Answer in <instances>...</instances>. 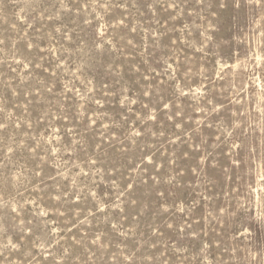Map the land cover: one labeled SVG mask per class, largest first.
Listing matches in <instances>:
<instances>
[{"label": "rangeland", "instance_id": "1", "mask_svg": "<svg viewBox=\"0 0 264 264\" xmlns=\"http://www.w3.org/2000/svg\"><path fill=\"white\" fill-rule=\"evenodd\" d=\"M0 264H264V0H0Z\"/></svg>", "mask_w": 264, "mask_h": 264}, {"label": "bare ground", "instance_id": "2", "mask_svg": "<svg viewBox=\"0 0 264 264\" xmlns=\"http://www.w3.org/2000/svg\"><path fill=\"white\" fill-rule=\"evenodd\" d=\"M258 87V86H257Z\"/></svg>", "mask_w": 264, "mask_h": 264}]
</instances>
